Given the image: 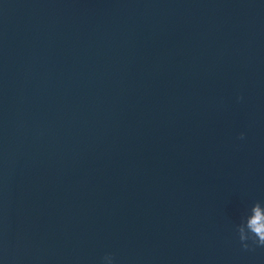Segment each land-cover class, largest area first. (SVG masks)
<instances>
[{
    "label": "water",
    "instance_id": "1",
    "mask_svg": "<svg viewBox=\"0 0 264 264\" xmlns=\"http://www.w3.org/2000/svg\"><path fill=\"white\" fill-rule=\"evenodd\" d=\"M256 201L264 0H0V264H264Z\"/></svg>",
    "mask_w": 264,
    "mask_h": 264
},
{
    "label": "clouds",
    "instance_id": "2",
    "mask_svg": "<svg viewBox=\"0 0 264 264\" xmlns=\"http://www.w3.org/2000/svg\"><path fill=\"white\" fill-rule=\"evenodd\" d=\"M261 205L260 201L254 202L235 226L241 247L245 250H254L253 246L264 247V212L261 211ZM249 241L251 244L248 243ZM106 257H111L113 261L110 254L105 255L103 259Z\"/></svg>",
    "mask_w": 264,
    "mask_h": 264
}]
</instances>
